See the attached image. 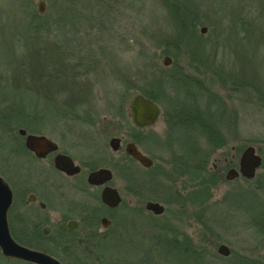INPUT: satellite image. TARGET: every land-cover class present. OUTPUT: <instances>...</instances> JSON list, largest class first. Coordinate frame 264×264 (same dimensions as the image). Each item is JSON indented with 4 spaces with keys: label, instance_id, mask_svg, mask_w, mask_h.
I'll list each match as a JSON object with an SVG mask.
<instances>
[{
    "label": "rangeland",
    "instance_id": "rangeland-1",
    "mask_svg": "<svg viewBox=\"0 0 264 264\" xmlns=\"http://www.w3.org/2000/svg\"><path fill=\"white\" fill-rule=\"evenodd\" d=\"M26 1L28 0H0V74L7 80L12 79L20 60L26 65L24 57L29 55L31 50L29 48L54 46L56 40L41 33L39 34L41 39L35 38L33 32L28 33L27 40L22 23L25 16L22 6H26ZM29 1L33 2L35 11H38L40 3L44 2V14L50 16V21L59 19L61 15L58 12L59 0ZM182 1L198 9L202 19L210 22L222 20L219 28L224 24L227 29L234 26L229 22L235 17L234 8L237 3L239 7H243V16H252L258 11L253 7L252 0ZM80 4L83 10L80 8V14L75 20L77 33L70 31V25H66L67 37H75V41L87 52L95 54L99 48L103 49L108 63L96 75L79 81L84 88L72 94L63 86L62 88L53 86L51 93L47 83L33 81L34 76H29L30 80L25 82L13 81L14 84L12 81H9L10 83L6 81L14 90L10 94L11 100L20 106V113H23L19 120L29 122L27 116L31 113L43 118L42 124L29 122L27 128L13 126L11 136L13 139L5 137L1 140L3 136L0 133V173L13 184L30 182L40 174L57 178V173L51 170L50 161L38 162L33 158H27L26 155L13 153L17 144L14 141L20 138L18 131L21 128L28 130L29 133L50 138L58 143L62 150L79 160L88 155H94L97 159L106 156L108 163L114 165L116 159L124 156V151L112 155L110 139L124 137V149L126 142L137 135L130 116L131 99L137 95L138 89H149L148 84L152 82L146 81V77H151L152 74L156 79L161 77V70L157 68L169 69L175 64L173 57L162 55L165 48L161 39L167 35L164 36V30L168 29L170 23L157 0H82ZM51 24L56 29L54 22ZM236 27L237 40L246 35L251 37L250 45L249 41H243L246 51L240 49L239 40L238 54L234 51L236 48L225 46L207 53L209 46L206 47L207 64L213 67L212 70L209 67L191 69L187 66L189 57L185 53L177 60L179 64L187 67L189 74L200 80L196 81L198 87L189 85V91L194 96L190 99L201 109L209 111L225 138V146L218 149L210 161V171L217 176L221 174L224 176V180L218 181L214 188L212 200L203 209L197 208L185 203V195L187 201L189 199L187 190V194L180 198L176 196V200L167 205L166 201H171L169 191H173L172 185L181 194L185 193L182 189L183 181L177 183L183 179L179 172L174 173L172 161L185 151L183 148L180 149V145L185 143L183 145L189 147L192 138H189V133L171 127L173 120L166 113L170 106L168 103L161 105L163 112L157 124L144 130L138 137L142 150L156 157L159 168L150 172L143 171L137 164L133 165V170L142 180H156L154 187L162 190V194L159 192L160 202L166 205L168 213L150 220L147 214L140 211L137 198L127 192L126 178L116 170L113 185L120 191L123 203L115 217L118 218L119 224L125 225L122 229L121 227L113 229L102 248L98 244L88 245L86 242L79 244L77 247L79 255L86 259L87 257L95 259L98 255H103L111 264L119 263V260L121 264H142L147 254L156 264H165L170 260L175 262L180 259L178 255L172 254L167 257L162 251L150 252L146 243L148 241L142 238L147 236L146 238L150 239L157 234L152 224H164L177 230L180 239L188 235L193 240L198 248V254L202 255V264H241L244 257L264 259V233L253 225L252 216L248 211L250 208L247 206L253 205L257 200L264 205V167L257 171L253 179L240 177L234 181L226 180L227 172L238 167L233 163L235 161L239 164L240 156L247 147H255L257 153L264 157V100L261 101L259 98L261 96L257 95V91L264 93V30L257 31L252 28L249 32H244L243 25L238 24ZM202 28H206L207 32L203 34ZM214 28L206 24L199 30L203 36H208L213 34ZM168 32L170 33L169 29ZM29 43L32 47H27ZM166 57L172 59L170 66L164 65ZM153 64L155 66L151 67ZM123 70L127 71L130 79L132 77V81H127L131 87L129 91L117 80ZM218 70L222 71L219 73L224 76V83L210 82ZM250 82L252 85H249ZM31 84L33 88L30 87ZM177 95L179 100L183 101L184 92L182 90L178 91V94L173 92L169 84L166 88V97L177 98ZM45 97L51 102L45 100ZM64 102L74 107L72 112L62 107ZM200 143L198 146L206 147L204 140ZM206 178L209 180L210 177L204 176L203 181ZM201 182L197 181L195 185ZM94 206L95 212L105 215V210L100 209L98 203ZM80 229L82 232L84 227L81 225ZM100 230L104 231L102 228ZM220 245L228 246L231 251L228 257H224L226 261L218 254ZM57 257L62 260L66 255ZM89 263L97 264L93 260H89ZM0 264L28 263L7 261L0 251ZM188 264L192 263L188 261Z\"/></svg>",
    "mask_w": 264,
    "mask_h": 264
},
{
    "label": "trees",
    "instance_id": "trees-1",
    "mask_svg": "<svg viewBox=\"0 0 264 264\" xmlns=\"http://www.w3.org/2000/svg\"><path fill=\"white\" fill-rule=\"evenodd\" d=\"M59 1L58 12L61 15L59 16L58 20L54 21H50V16L41 14L39 9L38 11H35L34 6H32V1L28 0L25 2L26 6H22V12L25 15L22 18V23L24 32L27 35V40L28 33L30 32L34 33L33 36L35 38L41 39L39 35L41 33L45 34V36H48V38L53 37L56 40L54 46L29 48L31 49L29 51V55L27 57H24L26 65H24L22 60H20L17 63V69L14 72L12 79L7 80L0 74V133L3 136L1 140H4L5 137L12 138L11 136H13V126L27 128L26 125H28L29 122H31V124L43 123V118L33 113L27 116L29 117V122L25 121L24 123L22 120H19L23 117V113H20V106L10 98V94H12L14 90L10 88L11 85L8 84L10 83L9 81H12V84H14L13 81L25 82L30 80V78H28L29 76H34L33 81H42V83H44L45 81L47 83L48 90L51 91V93L53 86H60V88H62L63 86L64 89H69L72 94L73 92L82 90L80 88H84L82 84L79 83V81H82L85 78H89L91 75H96L100 70H103V68L108 63L103 49L99 48L95 54L91 53V51L89 50V52H87L84 48H82L80 43L75 41V37H67L66 25H70V31H72L73 33H77L75 20L80 14V3L82 0ZM157 1L161 5L170 23L168 27L170 33L168 32V29L164 30V36L166 34L167 35L165 36V38L161 39V42L163 43V46L165 48V51L162 53V55L173 57L175 59V64L169 69L157 68L161 70V77H159V79H156L153 74L151 77H146V81L152 82L148 84L149 89L140 88L138 89L137 94H143L145 97L155 101L160 106L168 103L170 109H166V111H168L166 113L173 120L171 121V127L177 128L185 133H189V138H192L191 145H189V147L184 146L183 144L185 143L181 145L182 148L185 149V151L181 156L173 158L172 168L174 169V173H180V170L182 169V173L191 174L193 181L195 179L198 180L200 178H204V176L206 175L210 177L209 180L207 179L208 177L206 178V180H202L203 182H201L200 184H193L188 191V197L191 202L199 203L198 205L203 209V207H205L212 200L213 190L217 186L218 181L220 182L224 180L223 174L217 176L215 173H212L210 171L209 166L210 161L213 158V154L218 149L224 147L226 142L221 130L213 121V116L209 113V111L201 109L198 105H196L194 101L190 99L194 96L193 93L189 91V85H196V87H198L196 81L200 80L189 74V72H187V67L179 64L177 60L185 53L189 57V63L187 66H189L191 69L200 70V68L202 67H209L212 70L213 67H210L207 64V53H211V51L216 50L222 46H225V48H236V50H234L236 54H238V51L240 49L246 51L243 41H249L251 37H248L250 35H246L242 38H238L240 47L239 49L238 40L235 38V35L237 33L236 26L238 24L243 25V28L245 29L242 30L244 32H249L250 30H252V28L257 31H263L264 0H252L253 7L258 9V11L256 14L252 16L249 15L248 17L243 16V7H239L237 3L234 8L236 12L235 17L233 21H228L229 23L234 25L229 27L230 29H227L225 24L221 28H219V26H221L222 24V20L220 22H218L217 20H211V24L209 20L202 19L199 10L195 7H192L191 4L186 1ZM81 9L83 10V8ZM243 17H245V19ZM52 22H54V25H56V29H54L53 24H51ZM206 24L215 28L213 34L203 36L199 29L201 26ZM74 41L76 42V44ZM250 41L248 45H250ZM208 46L209 49L206 53V47ZM27 47H32V44L30 45L29 43ZM204 53H206L205 56H203ZM41 63L42 65H39ZM153 66L155 65H151V67ZM219 72L222 71H216V75H213L215 76V78L210 79V82L217 83V81H222V83H224L225 78ZM129 76L130 75L127 73V71L123 70L120 76L117 77V80L124 84L128 91L131 89V87L128 85L129 83H127V81H132V77L130 79ZM6 81H8V83H6ZM169 84L173 92H176L177 94L180 90L184 92L183 101L179 100L178 95L177 98H167L168 96L166 97V88L169 87ZM249 85H252V82H250ZM30 87L33 88L32 84L30 85ZM257 95L261 96L259 97L261 101L264 100V93L257 91ZM41 96H43V94H41ZM44 99L47 100L46 97ZM47 101L51 102L50 100ZM62 107L64 109L65 107L70 109L71 112L74 108L68 102H64ZM123 111L124 110L122 107V112ZM169 112H171L172 114H170ZM133 129L137 132V135L133 136L130 139L137 145H140V140L138 137L144 130H140L134 125ZM194 138H196V140ZM19 139L17 141H14L17 144L13 150V153H15L16 155L23 154L27 157L34 158V156L24 146L21 137ZM202 140L205 141L206 147L196 148L195 144H200ZM233 164L238 165V163L235 161ZM133 165H137V162L132 157L126 155V164L124 165V167L120 168L119 166L116 167L115 165H113V168L126 178L128 183L127 192L132 194L133 196H136L138 194L137 184L139 177L134 172ZM262 167H264V164ZM261 181L263 182V180ZM247 206L250 208L248 209V211L252 216L251 218L253 225L257 228L258 231L264 233V205L259 200H257L253 205ZM100 217H102V214L98 211H94V213L88 215V217L85 218L87 222L85 221L84 224L90 222L91 225H94V227H96V225L99 223ZM117 219L116 217H114V225L112 229L120 227L122 229V227H124L125 224H119ZM152 225L155 226L157 234L155 236H152L150 239L146 238L147 236L142 237L144 240L148 241L146 243L149 245L150 252L162 251L167 257L171 256L172 254H176L180 258L175 262H172L171 260L166 261L167 263L165 264H188V261H190L192 264H202V255L198 254V248L195 246L193 240H191L188 235H185L183 239H180L177 230L172 229L171 227H168L164 224ZM26 228L27 226L22 221L18 222L17 224H13L12 231L15 233V238L18 242L25 246L44 251L45 253H48L55 257L65 254L66 258H62L63 264H92L89 263V260H93L97 264H111L108 261V258H104L103 255H98L95 259L87 257V260L84 256L79 255V248H77V244L60 242L58 241L59 239L56 238H46L43 241L37 243L29 242L25 238ZM171 232L173 233L171 234ZM107 239L108 236L101 240L99 238H96L90 243H93L95 245L98 244L100 248H102L103 244L107 242ZM3 258H5L7 261H14L13 259H8L4 256ZM221 259L226 261L224 257H221ZM121 263L122 262L119 260V263L116 264ZM141 263L156 264V262H154L153 258L149 254L144 257ZM241 264H264V259L255 260L252 258L244 257L243 259H241Z\"/></svg>",
    "mask_w": 264,
    "mask_h": 264
},
{
    "label": "flooded vegetation",
    "instance_id": "flooded-vegetation-1",
    "mask_svg": "<svg viewBox=\"0 0 264 264\" xmlns=\"http://www.w3.org/2000/svg\"><path fill=\"white\" fill-rule=\"evenodd\" d=\"M26 131L28 134H32L29 133L28 130ZM20 137L23 140L24 146L26 147L25 144L26 136L20 135ZM113 138L121 139V147L119 148V150L117 152L111 150L112 151L111 153L112 155H118L121 153L122 150L124 151V156L119 159H116L115 160L116 163L114 164L116 167L119 166L120 168H122L126 164V155H128L125 151L126 145L133 141L129 140L128 142H126V145L123 149V142H125L124 137H113ZM133 143L139 148V150L142 152L144 156L148 157L153 161V165L150 167H144L141 163L136 161L143 171L150 172L159 168L156 163L157 162L156 157L144 152L142 150V146L137 145L135 142ZM198 145L195 144V147L202 148V146H198ZM58 146H59L58 151L52 152L42 159L37 158L35 154L32 153L30 150H28L26 147V149L34 156V158L33 157H27V158L29 159L33 158L38 162L47 161V160L50 161L51 170L57 173L56 179L51 175L50 177L48 174H43V175L40 174V176L36 177L30 182H25L24 184L17 185L11 183V181L4 174L0 173V176L9 184L13 192V202L8 213L10 231L12 233V236L16 240L15 233L12 231L13 224L14 223L17 224L18 222L22 221L27 226L25 238L29 242L37 243L43 241L46 238L47 239L56 238L59 239L58 241L60 242H68L77 245L86 242V244L88 245H94L93 243L90 242L96 238H99L101 240L107 237L109 233L113 230L112 228L114 225V217L115 215H117V212L119 211L123 203V198L121 196L120 191L113 185V181L115 178L114 171L116 170L113 168V165L108 163L109 160L106 156L102 157V159H97L96 156L94 155H88L87 157L84 158L81 157L82 159L79 160L75 158L71 153L62 150L59 144ZM180 149H182L181 145H180ZM59 154L70 157L73 160L75 166L80 168V172L75 175H69L57 169L55 167L54 161H55V157ZM104 168L112 170L114 175L113 179L110 182L99 186L91 184L89 182L90 174ZM180 171H181L180 177L183 180H179V181L175 180V181H177V183L183 181L184 184L182 186V189L183 191H185V193L181 194L180 191L179 193L177 190L173 188L172 185L173 191L172 190L169 191L172 197L170 202L166 201L167 205L172 204L176 200V196L180 198L184 194H187V190H190L191 186L193 184L195 185L197 181L201 182L203 180L202 178H200L198 180L195 179L194 181H192L191 174L182 173L183 172L182 169ZM155 182L156 180L154 179H150L146 181L139 178L137 184L138 194L134 196L135 198H137L140 204V209H141L140 211H142L143 214H147L150 220L152 219L154 220L158 217H162L168 213L166 205L160 202V197L163 192H161L162 190L159 191L154 187ZM107 187L115 188L119 192L122 198V203L119 206L112 208L103 203L102 194L105 188ZM164 191L165 194L166 188H164ZM159 192H161V194ZM176 193L178 195H176ZM184 198H185V203L187 202L190 205L200 208V206L198 205L199 203H192L190 199H188L187 201L186 195ZM96 203H98L100 209L105 210L104 213L105 215L100 217L99 223L96 225V227H94V225H91L90 222L84 224V222L86 221L85 218L88 217V215L94 213L96 209V206L94 205ZM148 203H159L165 208L164 213L160 215H156L154 212L147 209ZM55 217H57L58 219L56 220ZM104 218H106L110 222L108 226L104 225L103 223ZM74 222L76 224H74ZM81 225L84 227L82 232L80 229ZM101 228L104 231H101L100 230ZM55 258L62 263L61 259H59L58 257Z\"/></svg>",
    "mask_w": 264,
    "mask_h": 264
},
{
    "label": "water",
    "instance_id": "water-1",
    "mask_svg": "<svg viewBox=\"0 0 264 264\" xmlns=\"http://www.w3.org/2000/svg\"><path fill=\"white\" fill-rule=\"evenodd\" d=\"M41 14L45 13V3L39 5ZM207 29L202 28V33ZM172 59L166 57L165 66H170ZM130 116L133 124L141 130L154 126L161 114V107L153 100L145 97L143 94L135 95L130 101ZM19 134L26 136L25 144L28 150L35 154L39 159L45 158L48 154L56 152L59 146L56 142L43 135L28 134L26 130L20 129ZM111 150L117 152L121 147V139L113 138L110 140ZM126 153L135 161L141 163L144 167L153 165V161L144 156L139 148L130 142L126 145ZM55 167L69 175H75L80 172V168L75 166L73 160L65 155L59 154L55 157ZM264 164V157L257 153L253 146L247 147L240 156L239 167L230 169L226 174L227 181H234L239 177L246 179L255 178L257 171ZM113 172L110 169H100L90 174L89 182L93 185H103L113 179ZM102 201L109 207H117L122 203V198L115 188L107 187L103 191ZM13 202V192L9 184L0 176V251L8 259L19 260L30 264H62L55 257L42 251L31 249L17 242L10 231L8 213ZM147 209L156 215L163 214L165 208L159 203H148ZM103 223L108 226L110 222L104 218ZM74 224H76L74 222ZM231 251L228 246L220 245L218 254L228 257Z\"/></svg>",
    "mask_w": 264,
    "mask_h": 264
}]
</instances>
